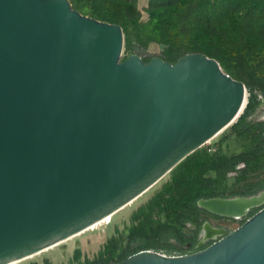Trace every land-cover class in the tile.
<instances>
[{
  "label": "water",
  "instance_id": "95a60500",
  "mask_svg": "<svg viewBox=\"0 0 264 264\" xmlns=\"http://www.w3.org/2000/svg\"><path fill=\"white\" fill-rule=\"evenodd\" d=\"M122 39L118 23L68 0H0V264L111 215L243 106V82L215 58L143 60L123 55ZM260 191L195 203L240 216L264 202ZM218 229L189 252L142 248L110 264H264V203Z\"/></svg>",
  "mask_w": 264,
  "mask_h": 264
},
{
  "label": "trees",
  "instance_id": "16d2710c",
  "mask_svg": "<svg viewBox=\"0 0 264 264\" xmlns=\"http://www.w3.org/2000/svg\"><path fill=\"white\" fill-rule=\"evenodd\" d=\"M68 2L83 14L118 23L122 31L127 21L123 9L132 12L135 6V0ZM146 11L144 21H138L137 16L131 17L136 25L143 26L141 32L145 40L167 42L172 39L177 52L175 58L186 51H201L215 58L222 70L242 82L236 66L248 67L256 78L252 86L264 92V0H148ZM259 155H264V143L257 142L245 150L220 157L211 165L207 164L204 154L198 156L190 152L172 167L168 180L132 212L126 245L115 258L110 252L106 255L98 252L97 257L87 263L110 264L144 248L127 252L135 235L146 233L154 224H162L151 217L154 207L166 218L182 225L186 219L182 214L184 209L196 208L197 198L213 195L202 186L205 179L202 174L207 168L228 167L251 161Z\"/></svg>",
  "mask_w": 264,
  "mask_h": 264
},
{
  "label": "rangeland",
  "instance_id": "374dc122",
  "mask_svg": "<svg viewBox=\"0 0 264 264\" xmlns=\"http://www.w3.org/2000/svg\"><path fill=\"white\" fill-rule=\"evenodd\" d=\"M147 1L135 0L132 12L123 9L124 18L127 19L122 31V48L125 50L123 55L138 50L143 60L155 55L171 62L177 54L172 39L167 42L145 40L141 32L143 26L136 25L131 19L133 16H137L138 21L147 19ZM236 67L241 72L240 77L245 87L243 106L228 124L191 151L198 156L204 154L208 158L207 164L210 165L220 157L245 150L257 142L264 143V99L257 86H252L256 78L250 68L241 65ZM201 167L203 164L200 165ZM171 169L130 202L114 211L107 221L100 222L43 251H38L11 264H90L87 262L97 257L98 252L104 255L110 252L115 258L119 250L126 245L125 236L131 224L132 212L149 199L165 180H168ZM202 176L205 178L203 188L210 190L216 196L227 197L256 193L264 189V155L228 167L207 168ZM238 192H244V194ZM263 203L248 208L237 218L207 211L195 203L196 208H187L182 211L186 218L182 225L166 218L161 210L154 207L151 217L162 224H154L146 233L135 235L127 252L140 247L151 248L165 254L184 253L198 249L220 235L206 239L203 233L202 236L205 239L198 244L197 233L203 222L228 231Z\"/></svg>",
  "mask_w": 264,
  "mask_h": 264
},
{
  "label": "bare ground",
  "instance_id": "6f19581e",
  "mask_svg": "<svg viewBox=\"0 0 264 264\" xmlns=\"http://www.w3.org/2000/svg\"><path fill=\"white\" fill-rule=\"evenodd\" d=\"M263 192L264 191H260L259 192V196H262V194H263ZM264 200V195L262 196V197H260V199L258 200V201H263ZM109 217H110V215H106V216H104L102 219H100V220H98L97 222H95V223H93V224H91V225H89L87 228H91V227H93L94 225H96V224H98V223H100V222H105V221H107L108 219H109ZM234 217H239V215H236V216H234ZM87 228H85V229H87ZM84 229V230H85ZM208 229H210V236H213V235H215L216 233H218L219 232V229L218 228H214V227H207L206 228V230H207V234H208ZM81 232V231H80ZM79 233V232H78ZM206 233V232H205ZM64 240V239H63ZM43 251V250H42ZM35 254V253H34ZM32 255V254H31ZM31 255H27V256H25L24 258H26V257H28V256H31ZM24 258H22V259H24ZM19 260H21V259H19ZM19 260H17V261H14V262H18ZM14 262H12V263H14ZM9 264H11V263H9Z\"/></svg>",
  "mask_w": 264,
  "mask_h": 264
},
{
  "label": "flooded vegetation",
  "instance_id": "af4514ba",
  "mask_svg": "<svg viewBox=\"0 0 264 264\" xmlns=\"http://www.w3.org/2000/svg\"><path fill=\"white\" fill-rule=\"evenodd\" d=\"M237 218V217H236ZM207 227H213V226H210V225H208L207 223H205V224H203V226L202 227H200V229L198 230V233H197V242L199 241V239L201 238V240H203V239H205L204 238V236H202V234L204 233L205 234V236H209L208 238H211V237H213V236H215V235H213V236H210L209 234H210V229H208V234H207V230H206V228ZM203 231V232H202ZM206 232V233H205ZM207 239V238H206Z\"/></svg>",
  "mask_w": 264,
  "mask_h": 264
}]
</instances>
